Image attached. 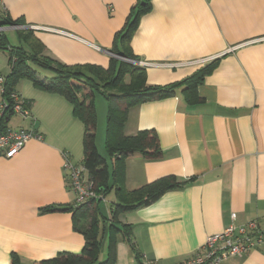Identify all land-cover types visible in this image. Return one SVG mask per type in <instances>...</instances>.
I'll list each match as a JSON object with an SVG mask.
<instances>
[{
	"label": "crops",
	"instance_id": "0c3cea01",
	"mask_svg": "<svg viewBox=\"0 0 264 264\" xmlns=\"http://www.w3.org/2000/svg\"><path fill=\"white\" fill-rule=\"evenodd\" d=\"M137 1L0 0V24L4 18L23 22L17 29L30 31L43 54L59 64L106 69L110 58H117L111 53L114 35ZM148 3L129 41L136 63H145L147 85L178 83L211 62L214 66L196 86L200 102H186L177 89L173 97L127 111L124 136L153 131L162 157L125 158V190L169 176L179 186L147 206L118 214L115 224L127 226L129 236H117L113 264H178L231 223L257 219L262 225L264 217V0ZM0 27L13 33V46L26 48L16 29ZM7 59L0 52L3 78ZM36 71L44 80L51 76ZM15 91L29 111L17 129H32L36 136L11 159L0 155V264H10L12 257L30 264L79 253L84 238L65 211L76 206L65 162L82 167L84 125L60 95L25 79ZM106 114L107 107L105 124ZM83 176L89 180L85 169ZM100 195L106 205L100 212L107 218L115 196L112 191ZM50 207L57 211H42ZM105 237L98 262L106 259ZM221 264H264V245Z\"/></svg>",
	"mask_w": 264,
	"mask_h": 264
},
{
	"label": "trees",
	"instance_id": "16d2710c",
	"mask_svg": "<svg viewBox=\"0 0 264 264\" xmlns=\"http://www.w3.org/2000/svg\"><path fill=\"white\" fill-rule=\"evenodd\" d=\"M148 10V0H138L132 6L124 26L114 35L111 50L113 56L122 57L126 61L112 57L106 69L90 65L71 67L59 64L43 54L41 44L33 38L30 31L21 29L14 31L17 39L26 43V48L11 45L6 34L0 32V52L7 53L9 66V72L4 76L1 94V99L8 105L0 116V132L8 129V123L13 117L9 95L15 91L19 81L28 80L43 92L62 96L71 104L73 116L84 125L82 167L89 175L91 188L102 196L112 191L116 200L110 205L107 218L99 209L103 199L90 200L66 208L65 211L71 213L73 229L84 238L83 249L79 253H62L52 259L30 264H113L117 236L124 238L129 236L127 226L120 228L116 226L118 214L147 206L164 192L179 186L175 178L169 176L135 191L125 190L123 186L125 158L135 155L145 160H158L162 157L153 131H142L132 137L124 136L127 111L141 103L173 97L177 89L181 90L186 102H200L196 86L214 65L211 62L178 83L165 86L147 85L145 70L137 65L132 57L129 41L138 19ZM0 26L23 27L24 24L19 20L4 18ZM36 69L49 72L50 78L47 80L40 78ZM95 93L103 96L107 106L104 136L106 159L98 153L95 144ZM42 211L52 212L57 209L50 207ZM104 235L108 246L106 259L98 262ZM10 264H18L16 257H12Z\"/></svg>",
	"mask_w": 264,
	"mask_h": 264
},
{
	"label": "built area",
	"instance_id": "2783aa9c",
	"mask_svg": "<svg viewBox=\"0 0 264 264\" xmlns=\"http://www.w3.org/2000/svg\"><path fill=\"white\" fill-rule=\"evenodd\" d=\"M16 29V27H11ZM4 28L0 27V32ZM137 65L144 66L145 63L137 62ZM4 78L0 76V116L7 109V102L1 99L3 92ZM11 101V113L20 119L29 117L27 103L14 91L9 95ZM32 129H8L0 132V155L6 159H11L19 153L26 142L35 137ZM38 138V137H37ZM68 170L70 187L76 197V205L84 204L90 200L102 199L101 195L92 188L90 181H86L83 176L84 168L71 165L65 162ZM260 222V221H259ZM258 220H251L243 225L231 223L220 233L206 237L204 243L197 249L196 253L188 260L178 264H221L231 257H242L250 250L264 245V217L260 225ZM146 264H153L149 261Z\"/></svg>",
	"mask_w": 264,
	"mask_h": 264
},
{
	"label": "rangeland",
	"instance_id": "374dc122",
	"mask_svg": "<svg viewBox=\"0 0 264 264\" xmlns=\"http://www.w3.org/2000/svg\"><path fill=\"white\" fill-rule=\"evenodd\" d=\"M4 31V30H3ZM6 35L8 36V39L10 41V44L12 45H16L17 41L14 38V35L11 31H7ZM94 106L96 109V117H97V133H96V147L98 152L106 157V153L104 150V133H105V111H106V102L105 99L103 98V96H101V94L95 93L94 94ZM21 119L14 116L11 118V120L9 121L8 126L11 129H17L18 125H21ZM100 137H101V141H100ZM106 200L108 201V199L106 198ZM105 203L101 202L99 207H100V211L104 214V210H105Z\"/></svg>",
	"mask_w": 264,
	"mask_h": 264
},
{
	"label": "water",
	"instance_id": "95a60500",
	"mask_svg": "<svg viewBox=\"0 0 264 264\" xmlns=\"http://www.w3.org/2000/svg\"><path fill=\"white\" fill-rule=\"evenodd\" d=\"M17 28H20V27H16V29ZM118 59H120V60H124V58H122V57H119V56H116ZM124 61H126V60H124ZM137 64V63H136Z\"/></svg>",
	"mask_w": 264,
	"mask_h": 264
}]
</instances>
